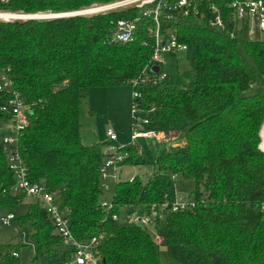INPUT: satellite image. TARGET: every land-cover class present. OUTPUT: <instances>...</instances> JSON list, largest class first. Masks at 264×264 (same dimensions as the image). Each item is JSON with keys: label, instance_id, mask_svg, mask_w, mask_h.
<instances>
[{"label": "trees", "instance_id": "trees-1", "mask_svg": "<svg viewBox=\"0 0 264 264\" xmlns=\"http://www.w3.org/2000/svg\"><path fill=\"white\" fill-rule=\"evenodd\" d=\"M110 1L0 0V9L69 12ZM160 1L93 14L0 18V62L28 105L14 147L29 179L43 182L65 210L75 237H96L99 264H162L160 244L186 264H264V38L237 18L233 0H189L184 7ZM157 6L162 39L174 32L194 48L191 67L175 80L146 68L156 46ZM218 14L222 27L211 23ZM119 20L134 23L128 39L118 38ZM116 84L133 88L134 126L184 139L158 156L146 180H117L107 207L100 172L107 147L84 143L79 108L92 86ZM10 96L0 90V105ZM8 118L0 112V120ZM118 149L128 153L121 166L138 151L133 143ZM178 172L195 179L196 200L173 210ZM16 180L0 140V207L18 206L27 196L15 189ZM126 205L155 212L154 230L121 223L118 210ZM29 209L14 221L32 223L35 246L56 259L70 256L46 207L33 202ZM24 244L0 243V264H23ZM27 264L41 263L33 256Z\"/></svg>", "mask_w": 264, "mask_h": 264}, {"label": "rangeland", "instance_id": "rangeland-1", "mask_svg": "<svg viewBox=\"0 0 264 264\" xmlns=\"http://www.w3.org/2000/svg\"><path fill=\"white\" fill-rule=\"evenodd\" d=\"M116 1L118 0L110 1L107 3H93L88 7L79 9L84 10L88 8L87 10H89L80 14H93L107 11L109 9L102 8V6L104 4L106 5L108 3ZM154 1H158V5H160V0H151L149 2L139 0L133 3L124 4L122 6L143 7L144 5L153 3ZM185 11H188V9L184 10V14H187V12ZM45 12L47 13L49 11ZM0 13L11 15L9 17L0 16V18L14 19L22 14H38L41 12L25 13L22 10L12 11L7 9H0ZM157 23L158 26L156 32H159V18ZM193 52L194 48L190 46H188L186 49H179L175 52L163 51L160 53L159 59L153 63L151 68L154 65H159L162 72L169 73L172 79L175 80L177 78L178 72H183L184 70L191 67L190 61L193 56ZM132 108L133 88L130 84L92 86L89 90L88 96L82 102L79 108L80 133L85 144L103 142L106 147L109 145H114V147H122L133 143L137 147V150H139L137 151V154L133 160L126 162L119 168L117 179L119 180L120 178H131L136 176L144 181L148 178L149 173L152 171L153 162L156 161L158 156L164 150L173 149L177 144L183 141L184 137L182 134H177L172 138L161 139L158 135L146 136L143 134H139L135 138H132V135H134L139 130L138 125L134 126L133 124ZM262 127L260 130L261 143L263 141V137L261 134ZM10 128L11 123L9 119L0 120V140H2V137L5 134L9 135ZM109 128L116 133L117 139L111 140L110 136L106 135V131ZM261 143L260 148L264 150V148H262L261 146ZM116 181L114 182V184L116 183ZM174 181L177 198L183 197L186 201L188 200L189 202H194L196 200L195 179L186 177L183 173L178 172L174 175ZM113 190L114 185L111 186L110 189L105 190L106 198H110ZM198 191L202 192V189L200 188ZM21 197L22 198H20V204L18 206L11 208L0 207V243L22 239L26 243L21 247L20 250V260L23 264L31 263L33 256H36L41 264H48L49 261L56 259V256L54 253L49 254L45 249H39L32 242L29 230V226L32 223L25 221V226H19L14 221V218L18 215L25 217V215L29 213V206L32 205L33 202L40 203V199L35 198L31 195ZM9 212H13L15 216L11 219V221L5 223L2 220V217H4V215ZM118 215L120 222L125 224H134L135 220L142 215L150 216L152 218V222L144 223V225H147L150 230H154L155 221L153 220L155 218V215H148V213L144 212L139 205L122 206L118 210ZM38 219L39 217L34 218V221L37 222ZM157 239L159 240V238ZM65 244L68 243L65 241ZM59 246L56 245L55 247ZM159 252L162 264H186L170 256L168 248L165 244L159 245Z\"/></svg>", "mask_w": 264, "mask_h": 264}, {"label": "built area", "instance_id": "built-area-1", "mask_svg": "<svg viewBox=\"0 0 264 264\" xmlns=\"http://www.w3.org/2000/svg\"><path fill=\"white\" fill-rule=\"evenodd\" d=\"M135 1L139 0H118L106 5L104 4L102 8H121L125 7L122 5L133 3ZM149 1L151 0H144V2ZM188 1L189 0H178L177 5L184 7L188 4ZM158 6L155 9L156 21H158ZM231 7L235 10L238 19H247L249 21L251 34L254 33L255 29H258L262 38H264V0H233L231 2ZM118 23L120 29L117 33L118 38L128 39L132 34L134 23L126 20H119ZM211 23L217 27L224 26L220 14L216 15ZM187 47L188 45L186 43H182L178 40L174 32L170 35L167 41H164L160 36V33L157 31L156 46L146 67L147 70H151V66L159 59L161 52H175L179 49H186ZM7 70L8 69L6 66L0 62V90H8L11 92V96L8 98L7 102L0 105V112L9 115L8 119L11 123L9 135L5 134L2 137V142L4 143L5 148L8 150L10 155V165L17 177L16 189L25 192L27 195H31L40 199V203L46 207L50 217L52 218L57 233H59L64 238V241H66L70 247H72L70 256L64 259L51 260L48 264H99V257L96 255V237H93L90 240L77 239L73 234L71 227L69 226V219L65 213V210L62 209L59 203L55 201L53 194L47 189L46 185L43 182L31 181L27 175V170L14 146L18 142L19 131L24 127L28 113V105L22 98L21 93L13 87V80L9 76ZM165 76H167V73L162 72V77ZM132 109L133 114H135V105H133ZM135 125H138L139 130L133 135L134 138L139 134L146 136L159 135V133L154 130H143L141 128L140 122H136ZM107 134L111 139H116L117 137L116 133L112 129H108ZM106 153L107 156L102 163L100 172L102 187L105 190H108L114 185V182L117 179L119 168L121 167L120 162L128 155V153L127 151L119 150L118 147H114V145L107 146ZM102 204L107 207H112L113 205V203L110 201V198L103 199ZM193 204L194 202H189L188 200L186 201L183 197H180L177 198V200L172 204V209H184ZM148 215H155V212ZM14 216L15 215L13 212H9L8 214L4 215V217H2V220L5 223H8L12 218H14ZM151 222L152 218L147 215L139 216L135 220V223L142 224ZM14 254L18 255V252H14Z\"/></svg>", "mask_w": 264, "mask_h": 264}, {"label": "water", "instance_id": "water-1", "mask_svg": "<svg viewBox=\"0 0 264 264\" xmlns=\"http://www.w3.org/2000/svg\"><path fill=\"white\" fill-rule=\"evenodd\" d=\"M88 9V8H87ZM87 9L84 10H78V11H70V12H41L38 14H22L20 16H18L17 18H50V17H58V16H64V15H71V14H80V13H84L86 11H89ZM4 19H8V18H4ZM160 70V66L159 65H154L151 68V71L153 72H158Z\"/></svg>", "mask_w": 264, "mask_h": 264}, {"label": "bare ground", "instance_id": "bare-ground-1", "mask_svg": "<svg viewBox=\"0 0 264 264\" xmlns=\"http://www.w3.org/2000/svg\"><path fill=\"white\" fill-rule=\"evenodd\" d=\"M12 14H13V13H12ZM18 15H19V14H18ZM0 16H2V17H9V16H11V15H10V14L8 15V14H1V13H0ZM261 134H262V137H263L262 145L264 146V125H263V127H262Z\"/></svg>", "mask_w": 264, "mask_h": 264}, {"label": "crops", "instance_id": "crops-1", "mask_svg": "<svg viewBox=\"0 0 264 264\" xmlns=\"http://www.w3.org/2000/svg\"><path fill=\"white\" fill-rule=\"evenodd\" d=\"M109 129H110V128H109ZM107 130H108V129H107ZM106 135L109 136V135L107 134V131H106ZM158 136H160L161 139H164V137H163V135H162L161 133H159ZM132 138H134L133 135H132ZM116 139H117V137H116ZM111 140H113V139H111ZM114 140H115V139H114ZM138 150H139V149H138Z\"/></svg>", "mask_w": 264, "mask_h": 264}]
</instances>
